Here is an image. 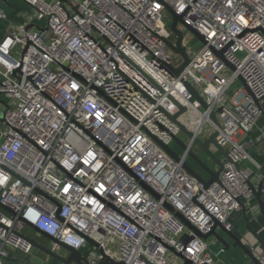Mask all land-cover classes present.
I'll list each match as a JSON object with an SVG mask.
<instances>
[{"label":"built area","instance_id":"2783aa9c","mask_svg":"<svg viewBox=\"0 0 264 264\" xmlns=\"http://www.w3.org/2000/svg\"><path fill=\"white\" fill-rule=\"evenodd\" d=\"M24 1L35 26L0 42V97L11 99L0 121V202L9 208L0 205V264L12 250H34L27 228L56 239L55 252L60 243L86 249L90 264L104 255L172 264L170 247L196 264H219L175 211L202 233L216 221L232 229V214L254 196L252 177L264 176L250 152L264 116V0ZM167 6L205 37L192 49V32L179 24L190 62L178 76L170 67L184 59L167 43L177 38ZM6 17L0 0V21ZM238 80L243 86L233 89ZM171 97L187 107L179 120L195 136L210 124L228 150L208 187L184 166L195 145L169 118L180 111ZM218 108L220 125L211 118Z\"/></svg>","mask_w":264,"mask_h":264},{"label":"water","instance_id":"95a60500","mask_svg":"<svg viewBox=\"0 0 264 264\" xmlns=\"http://www.w3.org/2000/svg\"><path fill=\"white\" fill-rule=\"evenodd\" d=\"M2 1L7 5H12L9 2V0H2ZM63 1H65V0H63ZM167 8L170 11V13L172 14L171 30L177 35V40L175 43L170 41V40H167V43H168L169 47L174 52L180 54L184 59V62L181 64L180 67H178V68L170 67L172 72L176 76H178L181 74L183 69L190 62V56L187 52L186 46L183 44L184 32L179 27V24L186 25L187 28L197 38H199L202 42H205V37L203 35H201L199 32H197L193 27L187 25L184 22L182 15L178 14L171 6H167ZM34 26H35V24H30L26 28L29 29V28H32ZM218 54H220L223 57L222 52H218ZM224 60L226 61V63L229 66L234 68L233 65H231L225 58H224ZM239 78H240L241 82L244 84V86L247 87L245 80L242 77H239ZM186 86L189 89V91L193 94L194 98L197 99L202 104V106L204 108H206L207 107L206 102L204 101L203 97L200 95L199 91L192 85V83L187 82ZM171 99L174 101V103H176L179 106L180 111L174 115L167 113L169 118L171 119L172 122L176 123L180 127L181 131L187 137H189L190 139H193V141H194L193 144L196 147V148L194 147V148L189 149V157L191 159H193L198 164L199 169L193 167L188 161L185 162L184 166L190 174H192L196 179H198L200 182H202L205 186L208 187L213 182L219 180L220 174L224 168L225 160L228 159V150L218 142V140H217L218 132L217 131L209 134L206 138H201L200 136H195L194 132L191 131L190 129H188L179 120V116L181 114H183L185 111H187V107L181 105L174 98L171 97ZM257 103L260 105V102L258 100H257ZM0 105H3V107L7 106V103L1 97H0ZM220 110L221 109L218 108L216 111H213L211 113V118L217 125H220V122H219L218 117H217V112H219ZM1 120H3V114H1V116H0V121ZM154 138L175 159H177V160L180 159V155L176 151H174L170 145L164 144L162 141H160L155 136H154ZM173 140L178 145H180V147L182 149L185 150V149L189 148V145L187 144V142L184 139H182L181 137L174 135ZM197 149L200 150L201 152H203L204 154H206L207 157L202 158V156L197 151ZM214 149H217L220 152L221 156H218V154L216 153V151ZM200 170L206 172L209 175V178H205V176L201 173ZM263 173H264V171H263ZM250 187H251L253 194H254L257 202H258V206H259V209H260V212L262 214L263 221H264V199H263L264 176L257 186H255L253 183L250 182ZM0 205H2L5 209L9 210V208L7 206L3 205L1 202H0ZM168 207L172 211H175V209L171 205L168 204ZM248 212H249L248 207L243 202H241V215H243L245 220H246L247 229L251 233H253L256 236V238H258L259 242L261 243L260 247L264 251V240H262L260 238V236L257 234V232H255V230L252 228V226L250 224L251 217H250ZM175 213L187 224L188 227L193 229L203 239L207 240L210 237H215L222 244H224L226 247H228L229 246L228 242L219 233V229L223 230L228 236H230L232 239H234V241H235L234 245L240 246L241 248H243L245 253L255 262V264H263L261 262V260L259 259V257L256 254H254V252L242 241V238L240 236H238L233 229H227L222 223H220L219 221H216L213 229L210 232L202 233L195 226H193L187 220V218L184 217L180 212L175 211ZM35 229L37 231H39L41 234H43L44 236L48 237V239L53 240V241H57L53 237L46 235L45 233L38 230L37 228H35ZM28 239L32 242V244L35 248H38V249L44 251L48 256L54 258L59 264H90L88 257L81 250H78L74 247H71V246L66 245L64 243H60L62 248H64L67 251L65 254H62V253L53 251L51 248H48L47 246L40 244L39 242H37L34 239H31V238H28ZM87 240L92 245L98 246V244L93 239L87 238ZM181 240L186 245L191 240V237L187 233H185L181 236ZM170 249L180 257V259L182 260L181 264H196L192 260L187 258L183 252H176L175 249L172 247H170ZM146 263L152 264L147 260H146ZM99 264H123V262H116L113 259H111L109 256L104 255L103 259L99 262Z\"/></svg>","mask_w":264,"mask_h":264},{"label":"crops","instance_id":"0c3cea01","mask_svg":"<svg viewBox=\"0 0 264 264\" xmlns=\"http://www.w3.org/2000/svg\"><path fill=\"white\" fill-rule=\"evenodd\" d=\"M12 5H7L2 1V7L5 9L7 17L0 21V42L4 37L10 32H17L19 28L27 24H36L33 19L35 10L26 4L24 0H9ZM41 23H37V26ZM264 133V116L259 119L257 126L252 132V137L256 140L255 145L250 149L252 156L264 166V138L262 134ZM198 150V149H197ZM218 156H221L217 149H214ZM200 152L204 158L206 154ZM246 162L245 164H249ZM199 169V166L197 167ZM205 178H209V175L200 170ZM264 171V169H263ZM260 173L255 174L252 177L251 183L257 186L262 180ZM264 199V195H263ZM249 210V215L251 217L250 224L252 228L257 232L262 240H264V221L262 214L260 212L258 202L253 196L251 202L246 205ZM233 224V230L238 236L242 238V241L256 254L261 262L264 264V251L261 249V243L258 238L247 229V223L243 215H241V209L235 211L231 218ZM26 233L33 237L37 242L44 245L47 238L34 230L33 228H27ZM219 233L226 239L229 246L226 247L217 238L210 237L207 239L209 243L210 250L215 255V258L219 264H255V262L245 253L243 248L240 246H235L234 239L228 236L223 230L219 229ZM35 250V251H34ZM30 254H23L18 251L12 250L10 256L5 260L4 264H59L54 258L48 256L44 251L34 248ZM67 251L62 248L60 253L65 254ZM85 255L86 253L82 251ZM87 256V255H86ZM182 260L176 253L171 254L172 264H181Z\"/></svg>","mask_w":264,"mask_h":264},{"label":"rangeland","instance_id":"374dc122","mask_svg":"<svg viewBox=\"0 0 264 264\" xmlns=\"http://www.w3.org/2000/svg\"><path fill=\"white\" fill-rule=\"evenodd\" d=\"M167 22L169 24L168 26H170V28H171L172 19H167ZM171 39H174L175 41L177 40V38L174 37V35H171ZM185 40L187 41L188 45L192 49H197L202 44L201 41L199 40V38H197L196 36H194L190 32L189 33L186 32ZM179 59H180V56L177 55V60H179ZM240 86H243V84L238 80L237 84H235L233 86V89L238 88ZM1 98L4 99L5 101H11V99H9V98H7V97H5L3 95L1 96ZM2 107H3V105H0V116H1L2 112L5 110V106L3 108ZM210 129H211V125L210 124H205L204 127H203V130L200 133V137L201 138H206L209 135ZM182 136L184 137V139L186 141L189 140V137H187L185 134H182ZM175 148L178 149L176 146H175ZM44 245L47 246L48 248H51V245H52L51 240L47 239V241L45 242ZM59 253H60V251H59Z\"/></svg>","mask_w":264,"mask_h":264},{"label":"flooded vegetation","instance_id":"af4514ba","mask_svg":"<svg viewBox=\"0 0 264 264\" xmlns=\"http://www.w3.org/2000/svg\"><path fill=\"white\" fill-rule=\"evenodd\" d=\"M196 148V147H195ZM198 151V150H197ZM199 152V151H198ZM200 153V152H199ZM202 156V155H201ZM202 158H204L203 156H202ZM188 162L193 166V167H195V168H197L198 167V164L193 160V159H191V158H189L188 159Z\"/></svg>","mask_w":264,"mask_h":264},{"label":"trees","instance_id":"16d2710c","mask_svg":"<svg viewBox=\"0 0 264 264\" xmlns=\"http://www.w3.org/2000/svg\"><path fill=\"white\" fill-rule=\"evenodd\" d=\"M90 246H91V244H90ZM83 251L87 254V250L86 249H84Z\"/></svg>","mask_w":264,"mask_h":264}]
</instances>
